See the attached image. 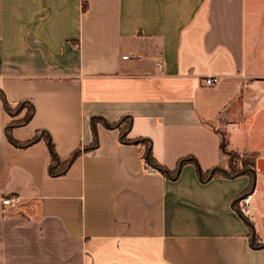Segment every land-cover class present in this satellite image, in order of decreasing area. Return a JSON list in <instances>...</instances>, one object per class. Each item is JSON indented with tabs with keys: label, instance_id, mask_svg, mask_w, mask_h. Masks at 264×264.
<instances>
[{
	"label": "crops",
	"instance_id": "obj_1",
	"mask_svg": "<svg viewBox=\"0 0 264 264\" xmlns=\"http://www.w3.org/2000/svg\"><path fill=\"white\" fill-rule=\"evenodd\" d=\"M0 92V264H264V0H0ZM123 118L165 170L191 160L176 179ZM43 132L55 176L45 140L13 143ZM218 132L258 155L242 216L249 178L197 171Z\"/></svg>",
	"mask_w": 264,
	"mask_h": 264
},
{
	"label": "trees",
	"instance_id": "obj_2",
	"mask_svg": "<svg viewBox=\"0 0 264 264\" xmlns=\"http://www.w3.org/2000/svg\"><path fill=\"white\" fill-rule=\"evenodd\" d=\"M82 9L83 10L85 9V5L82 6ZM0 96H1V92H0ZM19 105H21V109L19 110V113L14 115L12 113V111H11V107L7 106L4 103V108L6 110V113L11 118H13V120L6 127V133H9L10 129L13 128V127H17V126L23 125L33 115L34 110H33V106H32L31 103L25 102V103H21ZM25 107L28 110V114L27 115H23V117L20 118V119L14 120V118H16L22 112V110L25 109ZM103 124L106 127H108V128L118 129L119 132H120V140H121V142L126 143V144L137 143V144L145 145V150L146 151H145L144 158H145L146 163L148 165H150L153 169L162 172V174L164 176H167L170 179H176L178 177V175H179V172H180L181 168L186 163H188V161H191V160H186V159L180 160L178 162L175 170L172 171V172H169V171L165 170L164 168H162L161 166H159L154 161V159H153V157L151 155L150 142L148 140H143V139H140V140H128V139H126V134L128 133V130H129V127H130V118H123V119H121L119 122H117L115 124H107L105 122ZM93 134H94V142L92 143V145H90L89 147H87L85 149H91V148L95 147V145H96V134H95V131H93ZM218 134L220 136V153L223 156V154L225 152V149L227 148V144H226V140H225L224 136L220 132H218ZM39 139L45 140V142L47 144V148H48V151L50 153V166H49L48 171H49V174L51 176H55V175L58 174L56 172V168L60 166V162L58 161V158H57L56 153L54 151V146H53L49 136L46 133H44V132L43 133H39L36 136H34L32 139H30V140H28V141H26L25 143H22V144H19V143L14 142V141H13V143L16 146H18V147H26V146H29L31 144L36 143ZM78 153L79 152H75V153L72 154L70 159L65 163V167H67L72 162V160L78 155ZM242 155H244L245 158H242V160H241L242 170H240V171H235L231 166H229L230 173H229V170L225 171L223 168L218 167V168L212 169L211 171H209V172H207L205 174H202L197 169V171H198V173L200 175L201 181H207V180L211 179L212 177H224V178H227V179H234V178H237V177L245 176V177L249 178V180H250L249 187L247 188V190L244 193H242L237 198L236 201H234V203L232 205L234 210H236L240 216H242V214H241V211H240V208H239V202L241 200L245 199V197L250 195L251 192H252L253 185H254V182H255V164H256L255 162H256V158L258 156L257 153H249V154H242ZM196 167H197V165H196ZM245 221L247 222V224H248V226L250 228V239H251L252 246L254 248H256V249H264V243L261 241L260 237L253 233V229H252L251 224L247 220H245Z\"/></svg>",
	"mask_w": 264,
	"mask_h": 264
},
{
	"label": "rangeland",
	"instance_id": "obj_3",
	"mask_svg": "<svg viewBox=\"0 0 264 264\" xmlns=\"http://www.w3.org/2000/svg\"><path fill=\"white\" fill-rule=\"evenodd\" d=\"M20 109H21V105H17L15 107H11V111H12V113L14 115L19 113ZM24 112H25L24 115L28 114V110L26 109V107L24 109ZM22 113H23V111L21 112V114ZM257 144H258V140H257ZM222 158H223L222 159L223 160V164H222L221 168H223L225 171L229 170V173H230L229 166H231L235 171L242 170L241 160H242V158H245L244 155H242V154H240L238 152H235V151L231 150L229 147H227L225 149V152H224ZM263 175H264V172H263ZM260 239L264 243V238H260Z\"/></svg>",
	"mask_w": 264,
	"mask_h": 264
},
{
	"label": "built area",
	"instance_id": "obj_4",
	"mask_svg": "<svg viewBox=\"0 0 264 264\" xmlns=\"http://www.w3.org/2000/svg\"><path fill=\"white\" fill-rule=\"evenodd\" d=\"M217 78H206L204 80V84L206 86H212L217 82ZM151 170V168H149ZM245 203L248 202V198H246ZM18 203V199L16 197H8V196H2L0 195V207H8L11 206L13 204H17Z\"/></svg>",
	"mask_w": 264,
	"mask_h": 264
}]
</instances>
